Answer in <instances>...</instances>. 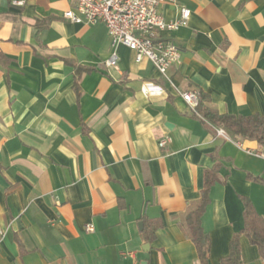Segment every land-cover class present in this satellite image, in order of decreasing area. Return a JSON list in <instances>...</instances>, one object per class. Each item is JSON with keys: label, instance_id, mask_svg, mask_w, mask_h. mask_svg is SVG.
<instances>
[{"label": "crops", "instance_id": "0c3cea01", "mask_svg": "<svg viewBox=\"0 0 264 264\" xmlns=\"http://www.w3.org/2000/svg\"><path fill=\"white\" fill-rule=\"evenodd\" d=\"M181 5L188 24L162 34L181 48L167 80L113 46L105 24L68 20L69 0L0 1V264H201L181 220L215 164L208 264H222L243 228L242 196L264 216V183L251 178L264 179V145L217 135L178 93L264 116V0H177L159 12L173 20ZM148 82L163 91L149 95ZM143 217L157 224L150 242ZM240 245L242 264H264L244 234Z\"/></svg>", "mask_w": 264, "mask_h": 264}, {"label": "built area", "instance_id": "2783aa9c", "mask_svg": "<svg viewBox=\"0 0 264 264\" xmlns=\"http://www.w3.org/2000/svg\"><path fill=\"white\" fill-rule=\"evenodd\" d=\"M1 1V0H0ZM12 5L24 6L27 0H8ZM74 7L65 11V17L71 22L95 24L103 23L107 27L112 45L124 44L135 53V60L150 59L159 69L161 75L170 80L169 70L178 63L181 48L171 39L162 37L165 32L176 31L188 24L191 9L185 5L180 6L179 17L167 20L159 12L163 3H176L177 0H69ZM118 54L113 51L106 60L107 67H117ZM163 88L152 82L146 84V92L151 95L161 93ZM178 93L195 111L199 102V92L182 91ZM219 136L228 137L223 128H217ZM169 138L159 141V146L168 144ZM263 155L264 153H257ZM87 232L95 227L92 223L85 226Z\"/></svg>", "mask_w": 264, "mask_h": 264}, {"label": "trees", "instance_id": "16d2710c", "mask_svg": "<svg viewBox=\"0 0 264 264\" xmlns=\"http://www.w3.org/2000/svg\"><path fill=\"white\" fill-rule=\"evenodd\" d=\"M81 68L82 67L79 66L76 69L78 78ZM77 82L78 80L76 83ZM194 115L202 118L207 126L215 132L216 130L213 126L225 127L233 134L255 139L259 144L264 145V116L259 113L238 116L229 113H220L210 107L207 104V96L199 92V102ZM218 168L219 164H215L212 168L205 171V181L204 187L201 190V196L181 220V226L185 234L191 238L197 246L201 264H208L210 255V235L202 225V217L210 201L211 187L219 179L217 175ZM251 178L264 183V179L259 176H252ZM241 198L244 203V225L239 232L233 235L230 242L229 253L221 259L222 264L243 263L240 245V237L242 234L246 235L250 242L258 247L260 256L264 260V216L256 210L254 204L248 197L242 196ZM142 220V238L150 242L155 237L157 224L153 220H148L144 217Z\"/></svg>", "mask_w": 264, "mask_h": 264}, {"label": "water", "instance_id": "95a60500", "mask_svg": "<svg viewBox=\"0 0 264 264\" xmlns=\"http://www.w3.org/2000/svg\"><path fill=\"white\" fill-rule=\"evenodd\" d=\"M146 246H147V247H149V245H148V244H147Z\"/></svg>", "mask_w": 264, "mask_h": 264}]
</instances>
